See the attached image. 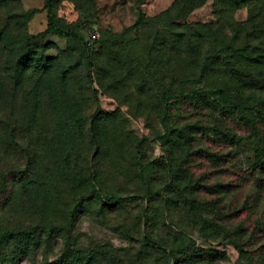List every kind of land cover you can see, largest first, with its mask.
Listing matches in <instances>:
<instances>
[{
  "label": "rangeland",
  "instance_id": "1",
  "mask_svg": "<svg viewBox=\"0 0 264 264\" xmlns=\"http://www.w3.org/2000/svg\"><path fill=\"white\" fill-rule=\"evenodd\" d=\"M53 2L0 0V264H264V0Z\"/></svg>",
  "mask_w": 264,
  "mask_h": 264
},
{
  "label": "trees",
  "instance_id": "2",
  "mask_svg": "<svg viewBox=\"0 0 264 264\" xmlns=\"http://www.w3.org/2000/svg\"><path fill=\"white\" fill-rule=\"evenodd\" d=\"M259 1H261V0H259ZM247 2L250 5H252V6L257 4V0L256 1L255 0H247ZM45 7L47 9L48 30L49 31H52V32H54L57 35H60L62 37H73V36L74 37H79L84 42V40L81 38V36L79 34H77L76 32L65 31V30L61 29L58 26V24L56 22V14H55V11H54V2H53V0H45ZM251 20H253V15H252V19ZM249 24H251V21L244 23L242 26L246 27L248 29ZM85 44H86V46H88L87 43H85ZM220 93L222 94V96H227V88H225V87L220 88ZM93 132H95V131L93 130ZM123 200H124V198H119L118 197V198H114L112 201H114V203L115 202L116 203H121ZM149 242L152 243L155 246H158V243H156V242H153L151 240ZM237 245H239V244H237Z\"/></svg>",
  "mask_w": 264,
  "mask_h": 264
}]
</instances>
